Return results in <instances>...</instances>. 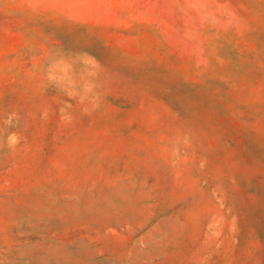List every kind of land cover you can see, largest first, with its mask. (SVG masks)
<instances>
[{"label": "rangeland", "instance_id": "1", "mask_svg": "<svg viewBox=\"0 0 264 264\" xmlns=\"http://www.w3.org/2000/svg\"><path fill=\"white\" fill-rule=\"evenodd\" d=\"M0 264H264V0H0Z\"/></svg>", "mask_w": 264, "mask_h": 264}]
</instances>
